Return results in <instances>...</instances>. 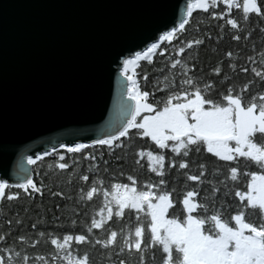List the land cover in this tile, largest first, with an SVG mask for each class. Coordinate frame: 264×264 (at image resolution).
I'll list each match as a JSON object with an SVG mask.
<instances>
[{
	"label": "snow or ice",
	"instance_id": "obj_1",
	"mask_svg": "<svg viewBox=\"0 0 264 264\" xmlns=\"http://www.w3.org/2000/svg\"><path fill=\"white\" fill-rule=\"evenodd\" d=\"M197 11L207 14L208 22L197 21L195 35L186 38ZM213 22L219 30L216 43L226 34L237 42L239 51L223 52L224 59L216 66L198 72V50L213 40ZM255 31L264 35V0H187L177 25L158 39L153 37L156 42L143 50H129L117 60L123 81L115 105L122 116L119 126L90 144L59 145L89 162L87 172L78 176L84 183L75 198L52 191L43 178L37 182L29 175L15 184L0 179V209L5 202L35 201L37 195L42 201L45 191L72 202L69 215L54 214L56 227L51 232L47 227L41 230L47 221L38 216L29 222V235L25 215L15 220L13 233V220L5 217L0 264H97L91 254L97 249L107 264H149V259L152 264H264V41L243 55ZM166 55L161 74L167 70L170 76L163 75V87L157 84L153 91L145 90L137 72L141 62ZM241 59L243 66L238 67ZM241 73L251 79L237 85L235 79ZM142 79L146 86L147 74ZM96 147L112 155L116 150L131 154L126 183L110 180L105 185L99 175L90 180V173L109 171L103 151L99 160L92 152L85 154V149ZM47 156L54 157L47 165L50 171L74 170L77 164L75 158L69 164L55 145L35 159L28 156L27 162L36 165ZM242 161L248 170L240 168ZM144 170L154 176L142 182L137 173ZM172 173L175 181L170 179ZM123 176L121 169L119 177ZM96 198L102 202L89 216L87 208ZM62 218L66 223H59ZM125 218L126 230L111 227L117 219L123 225ZM42 245L48 251H38Z\"/></svg>",
	"mask_w": 264,
	"mask_h": 264
},
{
	"label": "water",
	"instance_id": "obj_2",
	"mask_svg": "<svg viewBox=\"0 0 264 264\" xmlns=\"http://www.w3.org/2000/svg\"><path fill=\"white\" fill-rule=\"evenodd\" d=\"M187 0H0V179L27 157L90 144L122 116L117 60L177 25Z\"/></svg>",
	"mask_w": 264,
	"mask_h": 264
},
{
	"label": "trees",
	"instance_id": "obj_3",
	"mask_svg": "<svg viewBox=\"0 0 264 264\" xmlns=\"http://www.w3.org/2000/svg\"><path fill=\"white\" fill-rule=\"evenodd\" d=\"M242 2V0H241ZM203 20L205 24H207V14H204L200 11L194 12L193 18H192V27L188 28V33L186 38H192L195 35L194 32V26L197 21ZM256 23V19L253 18V24ZM215 22H213V27L210 29L213 40L210 42V44L207 47L202 46L198 52H199V59L197 60V71L202 68L204 72H208L211 67H214L217 65V63L224 59L222 53L227 50H233L234 52L239 51L237 48V42L231 41L228 35L225 34L224 39L219 42V44L216 43L215 37L218 33V29L214 27ZM251 31V28L249 29ZM261 41H264V35H261L259 31L253 32L252 39L248 42L247 47H244L243 55L246 56L250 53V50L252 48V45L255 44L257 48L260 47ZM166 43V42H165ZM241 47L244 46L245 42L241 40L240 42ZM215 49H219V51H214ZM171 54V47L169 46V53ZM192 55H196V50H193ZM167 59V55L164 58H160L159 56L154 57L152 62L148 61H142L141 66L137 69V72L141 74V86L148 91H153L154 87L159 84L160 87H163V75H169L170 73L166 70L164 74H161V69L165 66V60ZM227 61H225V64ZM243 59H241V63L239 66H243ZM226 71L227 68H226ZM177 75H179V71L176 70ZM144 74H147L148 76V82L145 86L144 81L142 79V76ZM235 76V74L233 73ZM246 79H251V76H245L244 74H240L239 76H236L235 83L237 85L243 83ZM157 95H161V93H157ZM57 151L61 154H64L66 156V160L69 164H72L73 158L76 159L77 164L74 166V170H65L63 172H60L59 170L56 171H50L47 167L48 164H51L54 162L53 156H47L44 157L43 161H38L36 165H30L32 167V177L35 181L39 182L42 178L44 179V182L46 185H48L49 188L52 189V191H61L65 194V196L71 194L75 198L76 193L78 192V189L83 185V181L78 179V176L81 173H86L89 168V162L86 160L80 159V154H75V157L71 153H66L64 149H61L60 147L57 148ZM103 151L104 156L103 159L107 160L108 163V169L109 171L107 173L100 172L99 174L96 173H90V180L92 178V175H99L101 178L104 179L105 185L111 182H127L126 176L129 174L131 170L132 160L129 158V156H125L123 152L120 150H116L115 154H109L108 150L106 148L100 149L99 147L96 148H88L85 149L84 152L87 154L88 152H92L97 155L99 160V154ZM51 152V151H49ZM122 157V158H121ZM214 159V158H213ZM142 163L146 164V161H143ZM103 167V165H101ZM240 168L242 170H248L247 169V162L242 161L240 164ZM254 168V166H253ZM123 170L124 176L119 177L120 170ZM193 171H195V166H193ZM47 174V175H46ZM140 176L141 181L143 182L146 178H148L150 175L146 170L144 171H138L137 173ZM118 178V179H117ZM223 179V177H220ZM170 179L172 181H175L177 179L176 174L172 173ZM72 181V183H69V181ZM246 183L244 177H241V186L243 187ZM183 185V179L181 178V186ZM14 191V190H13ZM228 200L231 201V197H228ZM102 202V198H96L92 204H90L87 208V212L89 216L96 210H98V207L100 206ZM57 205H59V210L57 209ZM65 205H68L67 210L65 209ZM29 209L27 213H25V209ZM72 209V202L67 199H62L60 196H50L47 191H45V195L41 198L37 195L35 201L23 198L18 201H14L12 203L5 202L4 208L0 209V229H5V217L8 219L13 220V225L11 226V231L13 233H16L17 228L15 224V220L17 218H23L25 215H27V219L24 220V228L28 229L29 235L32 234V230L29 227L30 221H36L37 217L39 216L40 219L46 220L47 224L41 227V230H43V227H47L48 231H52L56 227V222L54 221V214L55 216H63L66 217L70 214V211ZM81 213L85 211L83 207L79 209ZM20 213V217H17L15 214ZM83 221L81 220V223ZM132 222L134 223V217ZM59 223L63 224L66 223L65 219H61ZM111 223V222H110ZM129 223L128 219L125 218L123 225L121 222L117 219L115 223H111V227L113 229L119 230L122 226H126ZM100 236H103L104 233L99 232L97 230ZM9 243H11V240H9ZM2 246V245H0ZM82 251L84 249H81ZM41 252L48 251V248L46 246H41V248L38 250ZM92 258L97 262V264H100V262L103 260L104 264H107V260L102 255L101 250L97 249L92 251ZM149 257H151V253H149ZM149 264H152L151 260L149 259Z\"/></svg>",
	"mask_w": 264,
	"mask_h": 264
},
{
	"label": "rangeland",
	"instance_id": "obj_4",
	"mask_svg": "<svg viewBox=\"0 0 264 264\" xmlns=\"http://www.w3.org/2000/svg\"><path fill=\"white\" fill-rule=\"evenodd\" d=\"M41 155H43V154H41Z\"/></svg>",
	"mask_w": 264,
	"mask_h": 264
}]
</instances>
